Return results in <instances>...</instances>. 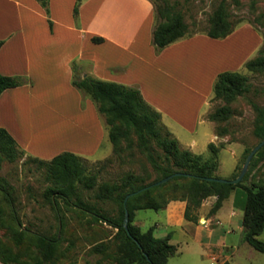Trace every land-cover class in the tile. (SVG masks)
Instances as JSON below:
<instances>
[{"label":"rangeland","instance_id":"rangeland-1","mask_svg":"<svg viewBox=\"0 0 264 264\" xmlns=\"http://www.w3.org/2000/svg\"><path fill=\"white\" fill-rule=\"evenodd\" d=\"M71 1L48 0V15L46 10L36 1L38 8H34L33 11L46 15L47 19H49L51 12L60 21V25H63L56 28L62 29L66 23H70L76 29H79L81 24L79 13H82L83 20L89 19L97 9L94 7L95 0L84 9L81 6L86 0H74L73 3ZM144 1L149 2L154 9L155 26L160 21L156 14L158 7H173L183 15L184 23L188 27V33L180 41H185V39L195 35H206L210 26V20L220 5H223L233 31L244 28L243 25H249L252 31L261 39L258 51L253 52L251 50L256 46L257 40L251 37L248 32V36L244 34L246 36L244 37L245 39L238 37L240 41L237 44H242L245 41L242 44V48L239 47V49L246 50V52L250 49L249 54H251L247 60L249 61L258 55L264 57V0ZM49 8H51V11ZM74 8L77 9L78 13L76 18L73 16ZM107 10L109 9L107 8ZM2 12L15 13L12 6L0 7V14ZM100 13L102 14V9ZM35 22L37 23V20ZM43 22L46 27L51 28L48 20ZM43 26L41 25L40 28ZM240 34L243 33L241 32ZM221 40L223 39H219V41ZM198 48L184 46L176 53L170 55L169 59L164 61V66L169 62L175 65L177 59L181 63L180 66H169L168 68L170 69L168 70H173L174 72L178 70L176 76L184 80V71H181L182 73L180 74V67L183 66L187 68L185 73L188 75V80L192 75H195L197 78L202 72V64L200 62L212 56L209 52V54H205L204 52L203 54H199L200 49ZM246 52L244 51L243 55ZM159 53L156 52V54ZM198 54L199 56H197ZM74 67L72 80L75 81L82 79V75L84 73L89 74L91 70L88 63H75ZM162 69V73H158V77L174 76L173 72H166L163 67ZM234 72L247 78L248 92L242 96H238L233 102L226 103L221 99L215 98L212 90V96L208 102V112L203 117L202 123L199 125L195 124L192 132L181 128L175 121H171L169 118L165 117L163 122L162 117L160 118L161 124L166 129L165 125H167L170 131H173L174 136H172L179 139L180 143L178 142V145L181 150H188L194 155H200L203 160H207L212 156L208 145L213 144L217 149V168L213 174L228 181L239 174L245 161V151L251 150L260 142V139L255 136L254 131L257 124L260 123V113L264 112V71L250 72L243 67ZM18 77L23 78L24 76ZM187 83L188 90L180 89V95L172 96V103L176 106L178 101L182 104H184L185 100L189 103L191 101L187 106L189 109L190 106L193 107L197 99L192 98L191 100L192 96L189 89L193 88H190L189 81ZM136 87L138 89L139 86ZM184 93L188 95L185 100L183 97H180ZM77 98L80 110L85 109L87 102L94 108L97 115L95 123L88 125L80 119L74 118V108ZM27 101V105L32 107V109H28L32 113V115L29 114L28 116V119L33 124L32 132L35 131L41 134L33 133L34 140L32 139L33 142L31 143L28 139L31 136L29 132L26 133L23 136V142L27 145V149L20 146L19 148L22 151H20L21 155H19V158L14 162L4 160L0 169V177L7 180L15 189V196L17 198L16 210L24 227L48 232L50 235H54L57 232L59 223L54 218L51 207L41 199L42 192L50 183L47 180V169L39 161H49L57 154L69 151V148L75 144L80 147V149H77L80 152L79 155L85 167V175L93 177L95 180L93 190L85 191L82 189V199L87 204L97 208L100 212L103 211L110 216H114L117 211V207L113 202H103L95 198V193L102 185L119 184L121 179L126 175L144 177L146 183L158 178L147 157L136 148L135 140L132 143V147L125 148L126 144L123 143L122 151L120 153L114 152L108 139L109 127L106 125L105 118L97 112L96 104L89 96L76 89L72 85V82L66 84L62 80L56 82V79H52L51 83L44 84L38 91L33 92V96ZM226 107L231 111L227 120H209L208 116L210 114L219 108ZM40 136L47 138L42 140L44 137L40 138ZM93 139L97 141L96 146L92 147L91 145L90 147L88 144L93 143ZM192 141H194V146H191ZM157 152L161 154L159 150ZM260 180H264V160L259 161L251 169L248 179L243 184L251 186ZM76 187L80 188L81 186L76 183ZM231 196L224 203L223 208L217 215L221 224L218 226L203 225L207 229L216 226L213 229L216 230L217 237L213 241H209V243H212L216 247V251L222 249L223 246L227 247L229 252L227 261L230 264H264V255L255 251L243 240L241 226L242 204L234 207V196ZM207 200L208 198L197 211L199 224H205L203 220L200 222L202 217H210L209 212L211 207H202ZM60 207L64 215L63 223L65 227L63 232L59 234L61 242L58 254H64V257L58 261V264H114L111 259L106 258L103 260L102 252L96 253L93 249L98 247L99 250H102L103 244L107 247L108 254L113 253L115 244L117 243L114 239L116 230L102 222L92 220L89 216L81 214L74 208H67L62 203H60ZM232 211L235 212L236 217L230 220L229 214ZM136 218L140 223L142 231H147L155 225L162 227L165 224L163 211H138L136 212ZM168 232L172 233L171 244L177 248V255L170 259L169 264H210V253L205 245L208 242L204 241L202 244L195 243L191 236L185 234L180 228L168 229L166 233ZM0 240L13 252L17 253L21 260L30 261L33 256L37 257V252L31 243L23 241L21 244L15 245L1 228ZM258 240L264 243V230L258 236Z\"/></svg>","mask_w":264,"mask_h":264},{"label":"trees","instance_id":"trees-1","mask_svg":"<svg viewBox=\"0 0 264 264\" xmlns=\"http://www.w3.org/2000/svg\"><path fill=\"white\" fill-rule=\"evenodd\" d=\"M36 1L48 15V0ZM156 14L160 21L152 32V44L156 52H161L184 38L188 33V27L184 23L183 15L173 7H158ZM73 16L74 18L78 16L76 8H74ZM48 23L51 25L49 19ZM232 32L233 28L228 21L226 10L223 5H220L210 20L206 36L219 40L226 38ZM91 42L99 44L103 42V39L93 37ZM2 45L3 42L0 41V48ZM244 67L250 72H262L264 57L258 55L247 61ZM25 83L24 78L0 74V95L8 89L20 87ZM72 85L87 94L96 104L97 112L105 118L106 125L109 127L108 139L114 152L120 153L123 143L126 144L125 148L132 147L135 140L136 148L147 157L158 178L146 183L144 177L126 175L119 184L102 185L95 193V198L103 202L111 201L116 205V214L110 216L82 199V191L93 190L95 180L85 175L81 157L70 152H63L49 161H39L46 167L47 180L50 183L42 192L41 199L51 207L54 218L59 223L57 232L50 235L48 232L23 226L16 210L15 189L7 180L0 177V228L15 245L27 241L37 252V257L33 256L30 261H24L0 240L1 264H58V261L64 257V254H58V249L61 242L59 234L65 227L60 203L116 230L114 239L117 243L113 253L108 254V249L103 244L102 250L98 247L93 249L96 253L102 252L103 260L111 259L114 264H167L168 260L177 254V248L170 244L171 233L164 238H156L154 227L142 231L140 226L135 224L136 212L146 210L159 212L163 211L170 202L181 201L186 204L184 220L197 224L199 221L197 211L207 198H216L209 212L212 216L222 208L231 195L234 196V206L242 204L243 240L255 251L264 255V243L258 240V236L264 230V180L251 186L243 184L248 179L251 169L259 161L264 160V146L255 154L250 163V169L237 185L209 182L206 178H219L213 174L217 168L216 147L213 144L208 145L212 156L207 160L188 150H181L176 138L161 124L160 114L149 107L138 89L91 77H85L79 81L72 80ZM212 90L215 98L230 103L248 92L249 88L245 76L234 71H225L217 75ZM230 114L231 111L227 107L219 108L208 118L210 121H222L227 120ZM263 114L264 112L260 113V123L254 131L260 142L264 139ZM251 150L245 151V158ZM20 151L22 150L13 137L0 128V169L4 160L16 161L21 155ZM175 173L188 176L182 175L165 184L154 185ZM76 183L81 187L77 188ZM144 188L147 189L139 192ZM135 192L139 193L126 201V210L129 215L127 232L122 226L125 216L124 201L129 194Z\"/></svg>","mask_w":264,"mask_h":264},{"label":"crops","instance_id":"crops-1","mask_svg":"<svg viewBox=\"0 0 264 264\" xmlns=\"http://www.w3.org/2000/svg\"><path fill=\"white\" fill-rule=\"evenodd\" d=\"M92 1H84L81 7L84 9ZM71 2L73 3L74 0ZM37 5L35 0H0V7L12 6L15 12L0 14V41L3 42L0 48V74L9 77L24 76L26 81L24 85L8 89L0 95V128L6 130L19 147L22 146L25 149L27 145L23 142V136L29 132L31 138L28 139L32 143L33 133H38L32 132L33 124L28 119L29 114L32 115L28 109L32 107L27 105V100L41 86L51 83L52 79H56V82L62 80L70 84L75 63L90 65L89 74L84 73L82 79L93 77L128 87L137 88L136 86H139L138 90L143 99L161 115L162 122L166 117L175 121L181 128L192 132L195 124L202 123L203 117L208 112V102L212 96L211 91L217 75L225 70H239L248 61L251 54H249L250 49L247 52L244 50L246 53L243 55L244 51L239 47L242 48L245 41L237 44L239 39L246 37L244 34L247 35V32L254 37L257 42L251 50L253 52H257L261 44L260 37L252 31L251 27L243 25L244 28L233 31L221 41L211 39L206 35H195L185 41L178 40L156 54L151 44L152 32L155 28L154 9L149 2L144 0H95V6H93L97 9L87 19L88 21L83 20L82 13H79L81 22L79 29L70 23H66L62 29L56 28L63 25H60V21L51 12L49 17L51 28L48 26L47 28L43 22L48 20L47 16L33 11L34 8H38ZM49 9L51 11V8ZM41 25L42 28H40ZM241 32L243 34H240ZM93 37L102 38L103 42L92 43L91 38ZM184 46L199 47V54L204 52L212 55L200 62L202 72L197 78L192 75L188 80V75L185 73L187 68L183 66L180 67V74L184 71V80L176 76L178 70L175 72L168 70L169 66H180L181 63L177 59L175 65L169 62L164 66V61ZM162 67L166 72H173L174 76L158 77V73H162ZM187 81L191 84H189L190 88H193L189 89L191 100L192 98L197 99L193 107L190 106L189 109L187 108L189 102L185 100L187 93L180 96L184 98V104L178 101L175 106L172 103V96L180 95V89L188 90ZM74 111V118L88 125L96 122V112L89 102L86 103L85 109L80 110L77 98ZM165 126L170 131L169 127ZM172 132L171 130L170 133L173 135ZM175 138L179 142V139ZM93 140V143L88 144L90 147L91 145L96 146L97 141ZM194 145L192 141L191 146ZM77 148L80 149L75 144L69 148V151L64 152L80 157ZM215 200V197L208 198L202 207H212ZM185 206V202H170L163 210L165 224L162 227L154 226V236L164 238L169 233H166V230L180 228L185 234L191 236L195 243L208 242L205 245L210 253V264L228 262L227 247L223 246L222 249L216 251V247L209 243L217 237L216 230L213 228L221 224L217 215L224 204L216 214L200 219V222L203 220L205 224H199V221L197 224L185 221L183 218ZM234 217L236 214L232 211L229 219L232 220ZM135 224L140 226L136 214ZM203 225L216 226L207 229ZM170 259L167 264L170 263Z\"/></svg>","mask_w":264,"mask_h":264},{"label":"water","instance_id":"water-1","mask_svg":"<svg viewBox=\"0 0 264 264\" xmlns=\"http://www.w3.org/2000/svg\"><path fill=\"white\" fill-rule=\"evenodd\" d=\"M263 119H264V114H263ZM264 146V139L259 142L251 151L250 153L247 155V157L245 158V161L242 165V168L239 172V175L237 178L233 179V180H223L221 178H206L207 181L209 182H217V183H222V184H232V185H237L238 183H240L244 176L247 174L248 172V169H249V166H250V163L253 159V157L255 156V154ZM188 176L186 174H181V173H175L167 178H164L163 180L155 183L154 185L155 186H158V185H161V184H165L166 182L170 181L171 179L175 178V177H179V176ZM147 188H144L142 190H140L139 192H142L144 190H146ZM139 192H135V193H132V194H129L125 201H124V208H125V216H124V220H123V228L128 232V220H129V215H128V212L126 210V201L131 197V196H134L136 195L137 193Z\"/></svg>","mask_w":264,"mask_h":264},{"label":"bare ground","instance_id":"bare-ground-1","mask_svg":"<svg viewBox=\"0 0 264 264\" xmlns=\"http://www.w3.org/2000/svg\"><path fill=\"white\" fill-rule=\"evenodd\" d=\"M183 62V61H182ZM191 64V63H190ZM41 148V147H40Z\"/></svg>","mask_w":264,"mask_h":264}]
</instances>
